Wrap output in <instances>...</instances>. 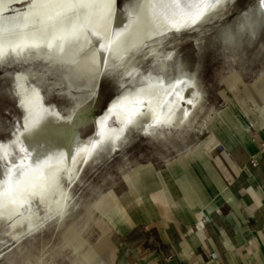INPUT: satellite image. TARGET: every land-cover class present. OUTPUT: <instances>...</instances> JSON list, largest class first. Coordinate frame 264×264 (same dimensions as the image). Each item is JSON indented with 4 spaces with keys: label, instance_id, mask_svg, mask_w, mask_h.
Returning a JSON list of instances; mask_svg holds the SVG:
<instances>
[{
    "label": "bare ground",
    "instance_id": "6f19581e",
    "mask_svg": "<svg viewBox=\"0 0 264 264\" xmlns=\"http://www.w3.org/2000/svg\"><path fill=\"white\" fill-rule=\"evenodd\" d=\"M87 6L85 13L96 17V40L82 35L83 16L67 19ZM220 11L232 14L213 23ZM45 30L51 32L39 34ZM190 33L197 58L207 38L229 63L252 65L264 43V0L239 9L236 0L201 2L192 13L171 0H0V58H14L17 66L36 51L56 65L65 61L61 71L23 64L10 71L17 96L1 108L7 116L0 115V258L45 230H74L87 209L81 201L89 178L117 153L131 160L127 149L137 137L166 147L186 140L207 101L196 62L190 67L181 52ZM111 64H127L131 81L94 112L97 85L89 82L95 75L101 80ZM45 86L67 101L49 100Z\"/></svg>",
    "mask_w": 264,
    "mask_h": 264
},
{
    "label": "crops",
    "instance_id": "0c3cea01",
    "mask_svg": "<svg viewBox=\"0 0 264 264\" xmlns=\"http://www.w3.org/2000/svg\"><path fill=\"white\" fill-rule=\"evenodd\" d=\"M224 90L202 147L134 168L113 194L98 262L264 264V65Z\"/></svg>",
    "mask_w": 264,
    "mask_h": 264
},
{
    "label": "rangeland",
    "instance_id": "374dc122",
    "mask_svg": "<svg viewBox=\"0 0 264 264\" xmlns=\"http://www.w3.org/2000/svg\"><path fill=\"white\" fill-rule=\"evenodd\" d=\"M122 1L123 0H118L119 3ZM251 1L252 0H236V8H243ZM88 9L87 6V8L76 12V17L72 18V15L67 19H72V21H74L78 20L79 16H83V20H81L80 24L83 27L82 35L87 40H96L98 37L96 17L91 12L85 13ZM231 14L232 12L225 13L220 11L213 23L226 20L230 18ZM213 23L208 25L206 29L212 30L214 28ZM50 32L51 31L45 30L39 34L46 35ZM193 34L194 33L188 34L185 43L182 44L181 52L189 60L190 67H193L196 62L195 69L197 80L203 82L205 86L207 101L205 110L197 116L195 126L189 128L186 140H176L174 142V147H166L157 141H150L141 136L137 137L132 146L127 149L128 155L132 158L131 160L123 162L120 153H117L108 160L104 167L89 178L88 184L83 187L81 201L87 209L84 214L77 218L73 228L74 230H71L70 227H66L61 231L59 228L54 231V229L51 228L52 230L48 229L41 234L30 236L12 252L1 257L0 264H101L98 262V255L92 246L93 239L97 235V225L100 224L99 221H101L102 215L110 206L113 194L117 193L120 188L123 187V182L129 178L131 170L144 164L153 163L156 166H163L166 162L178 157L177 153L187 152L195 144H200L202 147V139L208 136V126L212 122L218 108L223 105L222 98L225 96L224 89H226V86L233 87L234 84L244 83L255 77L259 71H261L264 65V43L258 53L256 62L249 66L246 64L241 66L231 64L225 60L224 53L218 50L216 46L211 45L207 38L205 49L198 54L197 58L190 42V36ZM31 54L32 56L26 55V57L16 61L22 62L23 60L26 62L29 57H33L35 62H26L24 67L39 70L56 69L58 71H61L63 68L65 61H59L56 65L52 57L44 54H36V51ZM153 61L154 63H158L156 59H153ZM0 62L12 66L11 68H6L8 72L15 68L13 65L15 62L14 58H0ZM127 66L128 65L125 64L124 67L119 68L116 77H107L112 87L106 83L99 87L94 103L95 111L99 112V110L105 106L107 100L115 93L117 86L131 81L130 77H128L129 75H126L125 69ZM230 67L233 69L236 68V72H234L235 70L232 71ZM3 71L4 70L0 71V73ZM71 73L72 71H69L66 74L69 82H71ZM84 80L85 76H82L80 81L82 82ZM44 93L49 100L55 102L61 100L67 101L63 95L53 94L48 86H45ZM1 108L2 105L0 104V115L7 116V111ZM8 108L12 109L13 106L9 104ZM90 130L91 126H88L82 129V132L86 134Z\"/></svg>",
    "mask_w": 264,
    "mask_h": 264
},
{
    "label": "water",
    "instance_id": "95a60500",
    "mask_svg": "<svg viewBox=\"0 0 264 264\" xmlns=\"http://www.w3.org/2000/svg\"><path fill=\"white\" fill-rule=\"evenodd\" d=\"M113 1L114 0H109L110 4H112ZM22 64L25 65L26 62L19 63L15 67H20ZM11 67L12 66L7 65L4 62H0V71L4 70L3 72L0 73V104L2 105V107L6 106L8 104V101H9L10 98H12L13 96L14 97L17 96L15 94V92L12 94L10 89H9V87L12 86V84H13L14 75H12L10 72H8L6 70V68H11ZM119 68H121V66L116 67L115 64H111V65L107 66L108 70H107L106 73L102 74L101 80H100V76L95 75V76H92L89 84L97 85V91H98L99 87L101 85H103L104 83L110 85L109 82H108V78L107 77H110V78L116 77V75L118 74ZM110 86L112 87V84ZM94 103H95V100H94ZM94 103L92 105V109H93L94 112H96L95 109H94ZM111 104L112 103H109V105H108L109 109L112 108ZM4 123L8 124L6 121ZM4 131L5 130L3 129V126H0V135H3Z\"/></svg>",
    "mask_w": 264,
    "mask_h": 264
},
{
    "label": "snow or ice",
    "instance_id": "6c2138e0",
    "mask_svg": "<svg viewBox=\"0 0 264 264\" xmlns=\"http://www.w3.org/2000/svg\"><path fill=\"white\" fill-rule=\"evenodd\" d=\"M213 3L214 0H171L172 5L175 7H183L188 10L189 13H192L195 9L198 8L199 3ZM17 173L21 172V169L17 168Z\"/></svg>",
    "mask_w": 264,
    "mask_h": 264
},
{
    "label": "built area",
    "instance_id": "2783aa9c",
    "mask_svg": "<svg viewBox=\"0 0 264 264\" xmlns=\"http://www.w3.org/2000/svg\"><path fill=\"white\" fill-rule=\"evenodd\" d=\"M214 257H215V255H214V254H212V255H211V258H214Z\"/></svg>",
    "mask_w": 264,
    "mask_h": 264
}]
</instances>
